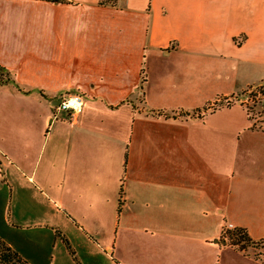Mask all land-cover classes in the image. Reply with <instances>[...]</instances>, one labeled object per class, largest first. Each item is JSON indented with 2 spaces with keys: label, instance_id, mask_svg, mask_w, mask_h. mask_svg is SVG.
<instances>
[{
  "label": "crops",
  "instance_id": "1",
  "mask_svg": "<svg viewBox=\"0 0 264 264\" xmlns=\"http://www.w3.org/2000/svg\"><path fill=\"white\" fill-rule=\"evenodd\" d=\"M262 84L264 0H0V239L262 264L223 231L264 240V131L240 103L205 111Z\"/></svg>",
  "mask_w": 264,
  "mask_h": 264
},
{
  "label": "trees",
  "instance_id": "2",
  "mask_svg": "<svg viewBox=\"0 0 264 264\" xmlns=\"http://www.w3.org/2000/svg\"><path fill=\"white\" fill-rule=\"evenodd\" d=\"M52 2H66L67 0H47ZM108 1V0H102ZM232 103H219L205 111L214 112L222 107H230ZM223 239L227 241L228 245L233 247L234 249L254 257L256 260L260 261L264 264V240L254 241L247 230L242 228L232 229V230H224L223 231ZM70 251L71 250L68 242L65 240ZM77 264V260H75ZM0 264H30L26 261L16 250H14L11 246H9L5 241L0 239Z\"/></svg>",
  "mask_w": 264,
  "mask_h": 264
},
{
  "label": "built area",
  "instance_id": "3",
  "mask_svg": "<svg viewBox=\"0 0 264 264\" xmlns=\"http://www.w3.org/2000/svg\"><path fill=\"white\" fill-rule=\"evenodd\" d=\"M233 103L242 104L247 110L253 126L264 131V84L250 88L240 99L233 100ZM83 105L84 97L79 93H75L64 96L57 110L76 114L81 112ZM232 229L233 226L230 224L225 227V230Z\"/></svg>",
  "mask_w": 264,
  "mask_h": 264
},
{
  "label": "rangeland",
  "instance_id": "4",
  "mask_svg": "<svg viewBox=\"0 0 264 264\" xmlns=\"http://www.w3.org/2000/svg\"><path fill=\"white\" fill-rule=\"evenodd\" d=\"M193 101H185V103H191ZM188 105V104H185ZM75 250V249H74ZM24 251V250H23ZM25 251H29L30 254H28V259L21 254V256L26 259L30 264H58L62 263L64 260H67L68 264H75L74 262H76L75 260H78L79 262H81V264H84V256L81 255L80 253L78 254L76 252V259H73L70 251L68 250V248L66 247H61V249H56L51 250V249H44V250H37V249H27ZM19 252V251H18ZM39 253V254H38ZM55 253V257H57V259L55 261H53V256L52 254ZM60 258V260H59Z\"/></svg>",
  "mask_w": 264,
  "mask_h": 264
},
{
  "label": "water",
  "instance_id": "5",
  "mask_svg": "<svg viewBox=\"0 0 264 264\" xmlns=\"http://www.w3.org/2000/svg\"><path fill=\"white\" fill-rule=\"evenodd\" d=\"M217 242H219V241H217ZM222 243L225 244L226 242L225 241H222Z\"/></svg>",
  "mask_w": 264,
  "mask_h": 264
}]
</instances>
